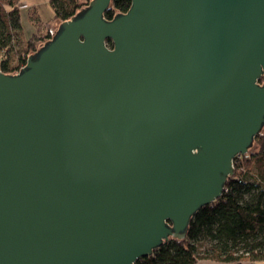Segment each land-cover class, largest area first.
I'll list each match as a JSON object with an SVG mask.
<instances>
[{
  "label": "water",
  "instance_id": "obj_1",
  "mask_svg": "<svg viewBox=\"0 0 264 264\" xmlns=\"http://www.w3.org/2000/svg\"><path fill=\"white\" fill-rule=\"evenodd\" d=\"M110 3L0 70V264H136L262 129L264 0Z\"/></svg>",
  "mask_w": 264,
  "mask_h": 264
},
{
  "label": "trees",
  "instance_id": "obj_2",
  "mask_svg": "<svg viewBox=\"0 0 264 264\" xmlns=\"http://www.w3.org/2000/svg\"><path fill=\"white\" fill-rule=\"evenodd\" d=\"M90 1L50 0L54 15L47 21L37 6L31 7L35 31L27 38L21 0H0V70L7 74L20 71L28 56L55 36L60 22L76 16ZM131 4V0H111L104 16L112 19L128 11ZM108 43L113 45L111 40ZM255 145L260 150L249 153ZM250 149L235 157L234 174L221 197L192 216L186 237L164 240L136 264H197L202 260L264 264V124Z\"/></svg>",
  "mask_w": 264,
  "mask_h": 264
},
{
  "label": "rangeland",
  "instance_id": "obj_3",
  "mask_svg": "<svg viewBox=\"0 0 264 264\" xmlns=\"http://www.w3.org/2000/svg\"><path fill=\"white\" fill-rule=\"evenodd\" d=\"M38 3L39 10H41L42 17L44 21L50 20V14H54L53 9L50 5V0H21V6L23 11V22H24V32L25 36L29 38L35 31L33 25L31 24V17L29 16L30 8L33 7L32 4ZM31 5V6H30ZM60 21H53V25L56 27ZM260 150L258 145L255 148L250 149L249 153H255Z\"/></svg>",
  "mask_w": 264,
  "mask_h": 264
},
{
  "label": "crops",
  "instance_id": "obj_4",
  "mask_svg": "<svg viewBox=\"0 0 264 264\" xmlns=\"http://www.w3.org/2000/svg\"><path fill=\"white\" fill-rule=\"evenodd\" d=\"M38 5H39L38 3H36V5L32 4V6H37L38 9H39ZM39 13H40V17L43 19L42 14H41V10H39ZM53 15L54 14H50V18H52ZM197 264H236V263H233V262H218V261H212V260H202V261H199Z\"/></svg>",
  "mask_w": 264,
  "mask_h": 264
}]
</instances>
